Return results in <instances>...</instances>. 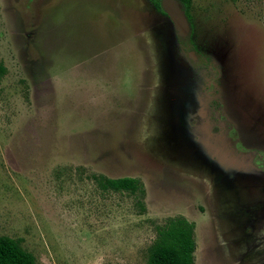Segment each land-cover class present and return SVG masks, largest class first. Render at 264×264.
I'll return each instance as SVG.
<instances>
[{
    "label": "rangeland",
    "instance_id": "374dc122",
    "mask_svg": "<svg viewBox=\"0 0 264 264\" xmlns=\"http://www.w3.org/2000/svg\"><path fill=\"white\" fill-rule=\"evenodd\" d=\"M192 16L209 67L148 0H0V236L37 264H148L177 217L196 264H264V0Z\"/></svg>",
    "mask_w": 264,
    "mask_h": 264
},
{
    "label": "trees",
    "instance_id": "16d2710c",
    "mask_svg": "<svg viewBox=\"0 0 264 264\" xmlns=\"http://www.w3.org/2000/svg\"><path fill=\"white\" fill-rule=\"evenodd\" d=\"M162 15L167 16L163 7V0H148ZM182 6L192 31L182 40L184 49L193 50L199 57L198 63L202 67H209L210 59L204 56L195 41L193 29V0H176ZM237 2L239 0H231ZM6 69L0 65V76ZM97 187L103 192L126 193L138 201L140 212L146 211V190L143 182L138 178H108L97 175L94 178ZM157 237L149 250L148 264H196L195 253L197 242L195 236L196 225L184 217L169 218L163 225L156 227ZM0 264H37L35 256L26 251L19 241L7 236H0Z\"/></svg>",
    "mask_w": 264,
    "mask_h": 264
},
{
    "label": "water",
    "instance_id": "95a60500",
    "mask_svg": "<svg viewBox=\"0 0 264 264\" xmlns=\"http://www.w3.org/2000/svg\"><path fill=\"white\" fill-rule=\"evenodd\" d=\"M163 7L166 13L170 14L175 21L178 23H183V16L186 18L184 10H182V6L176 0H163Z\"/></svg>",
    "mask_w": 264,
    "mask_h": 264
}]
</instances>
